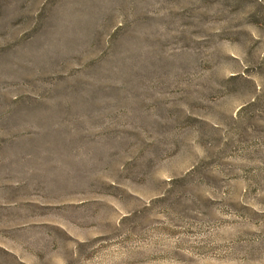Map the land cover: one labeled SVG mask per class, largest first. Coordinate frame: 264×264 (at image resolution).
Returning a JSON list of instances; mask_svg holds the SVG:
<instances>
[{"label": "rangeland", "instance_id": "374dc122", "mask_svg": "<svg viewBox=\"0 0 264 264\" xmlns=\"http://www.w3.org/2000/svg\"><path fill=\"white\" fill-rule=\"evenodd\" d=\"M0 264H264V0H0Z\"/></svg>", "mask_w": 264, "mask_h": 264}]
</instances>
